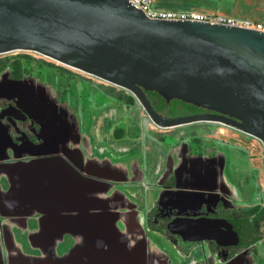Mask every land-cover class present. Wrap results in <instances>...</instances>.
<instances>
[{"label":"rangeland","instance_id":"374dc122","mask_svg":"<svg viewBox=\"0 0 264 264\" xmlns=\"http://www.w3.org/2000/svg\"><path fill=\"white\" fill-rule=\"evenodd\" d=\"M19 51L38 59L27 62L32 70L20 78L12 77L10 67L0 71V92L8 89L18 93L19 99L30 106L36 116L37 131L44 134V138L26 137L23 147L0 152V159L6 158L0 163V236L3 239L0 264H54L55 260L62 264L59 256L62 250L82 242L97 243L96 232L102 225L114 242L127 243L134 239L136 235L131 228L123 229L118 220L144 211V198L134 196L132 190L138 188L136 183L144 175L148 147L136 143L133 152L123 153L122 148L111 147L108 138L98 135L100 129L96 128L95 115L99 116L110 105V96L105 91L93 90L91 85L112 83L36 51L16 50L0 53V56ZM44 60L66 66L71 71ZM136 108V114L145 115L159 130L186 128L206 136L230 138L236 144L255 141L259 146L255 154L260 158L264 187V144L260 138L219 120L202 119L160 126L141 103ZM109 125L106 119L103 130ZM222 129L228 135L221 133ZM130 130L132 135L138 133L136 124ZM186 137L179 129L166 134L163 140L168 156L162 160L155 156L151 160L150 168L158 169L157 179L163 186L152 196L154 205L170 216H197L210 213L224 195L227 204L236 207L239 195L235 186L220 180L221 174L224 175L220 153L226 156L225 148L195 133ZM214 151L216 160L209 158ZM11 157L17 159L11 160ZM205 202L209 203L208 209H204ZM79 231L83 236L66 235ZM77 253L71 251V255ZM210 256L209 264L219 260H226L227 264H264V237L253 240L246 247H235L231 253L227 248L210 250Z\"/></svg>","mask_w":264,"mask_h":264},{"label":"water","instance_id":"95a60500","mask_svg":"<svg viewBox=\"0 0 264 264\" xmlns=\"http://www.w3.org/2000/svg\"><path fill=\"white\" fill-rule=\"evenodd\" d=\"M15 50L39 52L129 89L160 126L219 120L264 144V30L154 18L129 0H0V53ZM149 90L168 103L180 99L214 111L163 114ZM8 113L0 112L1 138L14 149L23 147L25 140L17 142L22 136L9 126L24 131L2 120ZM167 226L185 241L227 245L234 234V220L221 216L178 214Z\"/></svg>","mask_w":264,"mask_h":264},{"label":"crops","instance_id":"0c3cea01","mask_svg":"<svg viewBox=\"0 0 264 264\" xmlns=\"http://www.w3.org/2000/svg\"><path fill=\"white\" fill-rule=\"evenodd\" d=\"M152 1L159 10L217 13L240 18H251L264 22V0ZM113 85H91L93 90L105 91L110 96V105L106 109H103V105L105 104L103 103L101 114L99 116L95 115L96 117L94 116L96 128L100 129V132H98L99 136L105 139L108 138V144L111 147L122 148L123 153L133 152L136 143L148 147V152L145 153L144 175L136 183L138 188L132 190L134 196L144 198L145 208L141 213L135 212L132 216H122L118 220V225L123 229L131 228L136 235L134 239H129L127 243L114 242L112 238L108 237V232L102 225L96 232L97 243L88 244L82 242L77 246H68L59 255L62 257L61 263L72 264L73 261L75 263H77L76 261L92 263L96 261L99 263L106 262L107 264H199V262L209 264L207 260L211 256L209 246L205 241L177 242L162 224H152L148 221L150 211L156 208L152 196L163 189V186L159 183V179H157L158 169L153 170L150 168L151 160L155 156H157V159L159 157L160 160L168 156V147L163 138H165L166 134L176 133L178 129L185 132L186 138H189L191 134L194 136L195 133L196 135H200L201 139L217 141L226 151V156L224 153H220L224 164V175L221 174L220 180L226 185L233 184L235 186L239 195L237 199V204L240 206L239 210L247 212L249 215H255L260 208H264V187L260 170V158L255 154L257 152L255 150L259 146H257L255 141L246 142V144H236L230 138L224 139L206 136L205 134L186 128L159 130L145 115L142 113L136 114V109H138L136 105L127 106L122 103L120 104L116 98L117 92L120 89L115 88ZM137 111L140 112V110ZM106 119L110 121V125L107 129L103 130V123ZM133 124H136L138 129V133L134 135L131 134L130 130ZM221 133L227 134L224 129L221 130ZM3 150L14 151V148L8 146L7 142L3 141L0 135V152ZM145 150L146 148H144ZM214 154L215 151L210 153L209 158L216 160L217 157ZM5 159H0V163L4 162ZM1 176L3 177V175ZM9 185L7 181L6 187L8 188ZM204 204L206 205V202ZM79 232H68L66 235H74V237L78 235L83 236L81 231ZM87 236V233L84 232V237L87 238ZM70 240H73V237ZM2 245L0 237V248H2ZM73 246L74 248H72ZM73 250H76L78 253L71 255V251ZM58 251L60 250L58 249ZM212 257L214 258V256ZM53 263L57 264L56 260ZM216 264L227 263L219 260Z\"/></svg>","mask_w":264,"mask_h":264},{"label":"flooded vegetation","instance_id":"af4514ba","mask_svg":"<svg viewBox=\"0 0 264 264\" xmlns=\"http://www.w3.org/2000/svg\"><path fill=\"white\" fill-rule=\"evenodd\" d=\"M26 73V72H25ZM11 74V72H10ZM12 77H15L13 74H11ZM15 90V89H13ZM3 93H7L9 94L11 97H6V96H0V112L3 110V113H8L2 120L5 123H14L19 125V127L21 128V130H23L24 132L21 134L19 132H17L15 130V127L13 125L9 126V130L11 132L15 133V136H22V138L19 140H16L17 142H22L23 140H25L26 137H31V139L37 140L38 135L42 136L44 134L42 133H38V123H37V119L36 117L33 119L32 117H30L29 115H26L21 112L20 110H18L15 106H21L25 111H28L30 115H34L33 111L31 110L30 106H28L26 103H24L23 101H21L18 97V95H15L16 91H12V90H8L7 91H2ZM157 109L162 112L163 114H167V115H180V114H192V113H198V112H207V111H214L210 108H206V107H202V106H169V107H157ZM16 116H20L22 118H14L13 115ZM11 160H15L16 157H11ZM225 196L222 195L217 202V205L215 206V209L210 210V213H202L200 215L197 216H202V215H208L211 217L214 216H221V217H228V218H232L234 220V234L233 237H231L230 241L231 243L227 244V245H221L219 243H217L215 240L213 239H209L211 242L207 243L209 246V251H220L221 249H229V253H231L232 250H234V248L236 247V249H240L241 247H246L248 245H250L253 240L257 239L256 234L254 236H249V232L246 228V219L249 218V216L253 217V218H258L257 214L255 215H249L247 212H243L240 209V206L237 204V202H235V204L237 205L236 207H232L231 205H229V203L227 204L226 200H225ZM221 201V202H220ZM234 203V202H233ZM209 208V203L206 202V205L204 204V209H208ZM150 217H148V221L152 224L156 223V224H160L163 220L165 219H171L172 217H174L175 215L178 214H173V215H168L166 213H164L163 211H161L158 206H156V208L154 209V211L150 212ZM181 215H185V216H192V215H187V214H181ZM196 217V216H195ZM229 223H231L229 221ZM177 242H183L185 241L183 239V237L179 234H175V236L173 234H171ZM1 237V236H0ZM2 237H1V241H2ZM199 241V240H196ZM233 241V242H232ZM185 242H193V241H185ZM221 254H223L221 252ZM218 258L221 257V255H217ZM211 260V257L207 260V262L209 263ZM227 263L226 260H223Z\"/></svg>","mask_w":264,"mask_h":264},{"label":"trees","instance_id":"16d2710c","mask_svg":"<svg viewBox=\"0 0 264 264\" xmlns=\"http://www.w3.org/2000/svg\"><path fill=\"white\" fill-rule=\"evenodd\" d=\"M38 58L27 53V52H16V53H9L4 56H0V71L5 69L6 67H10V72L15 76V78H20L25 74V72L31 71V67L28 66L27 62H32L37 60ZM50 64L57 65L59 67L68 69L71 71L70 68L66 66H62L61 64H55L52 61L44 60ZM114 86V85H113ZM115 87V86H114ZM116 88V87H115ZM149 97L157 109V107H169V106H195L193 104L187 103L180 99H173L168 103L166 99H164L162 96L159 95L157 91H148ZM116 98L119 100V102L127 105V106H134L137 105L139 102L136 99V97L129 92L124 91H118ZM158 110V109H157ZM155 209V208H154ZM152 209L150 212L154 211ZM258 218H253L249 216V218L246 219V228L249 232V236H254L256 234L257 238L264 237V208H260V210L257 212ZM169 219L163 220L160 224L170 233L173 234L167 226V222ZM184 243H188L183 241Z\"/></svg>","mask_w":264,"mask_h":264},{"label":"built area","instance_id":"2783aa9c","mask_svg":"<svg viewBox=\"0 0 264 264\" xmlns=\"http://www.w3.org/2000/svg\"><path fill=\"white\" fill-rule=\"evenodd\" d=\"M129 2L137 9H141L148 16L154 18H181V19H192L201 20L211 23H224L231 25H241L245 27L257 28L264 30V22L258 21L251 18H240L233 15L207 13L199 11H172V10H159L155 7L152 0H129ZM16 51V50H15Z\"/></svg>","mask_w":264,"mask_h":264}]
</instances>
